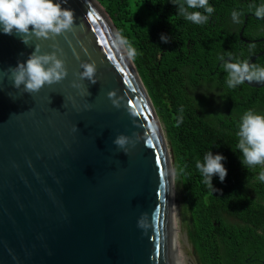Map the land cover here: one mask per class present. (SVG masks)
I'll list each match as a JSON object with an SVG mask.
<instances>
[{
  "label": "water",
  "instance_id": "1",
  "mask_svg": "<svg viewBox=\"0 0 264 264\" xmlns=\"http://www.w3.org/2000/svg\"><path fill=\"white\" fill-rule=\"evenodd\" d=\"M62 7L74 27L55 39L0 34V264H184L171 237V154L149 97L98 2ZM37 48L56 51L66 77L14 88L8 69ZM85 61L95 83L79 80Z\"/></svg>",
  "mask_w": 264,
  "mask_h": 264
},
{
  "label": "trees",
  "instance_id": "2",
  "mask_svg": "<svg viewBox=\"0 0 264 264\" xmlns=\"http://www.w3.org/2000/svg\"><path fill=\"white\" fill-rule=\"evenodd\" d=\"M96 1L137 50L131 62L170 150L181 222L197 262L261 264L264 164L241 167L236 132L244 112L264 114V86L229 88L218 57L247 62L264 51V18L254 14L264 0H208L214 11L199 25L184 19L183 0ZM242 28L249 43L239 38ZM251 64L264 67V54ZM209 150L227 158V176L223 183L213 176L214 189L195 167Z\"/></svg>",
  "mask_w": 264,
  "mask_h": 264
},
{
  "label": "clouds",
  "instance_id": "3",
  "mask_svg": "<svg viewBox=\"0 0 264 264\" xmlns=\"http://www.w3.org/2000/svg\"><path fill=\"white\" fill-rule=\"evenodd\" d=\"M66 2L67 0H0V34H23L25 39L22 42L27 43L29 35L37 38L55 39L60 34L70 32L74 27V12L71 8L62 7V4ZM189 9L192 11H188ZM179 10L183 13L185 20L197 25L207 22L210 14L214 11L208 0H183V3L179 5ZM254 14L257 17H262L261 19L264 18V3L255 7ZM160 39L167 42V37L163 34ZM113 42L117 49L122 50V54L126 55L128 60L135 58L137 50L125 37L116 33ZM218 59L222 61L221 68L227 74L226 84L229 88H235L245 82L264 83V67L247 62H229L224 60L223 56ZM79 67L82 69L78 73L80 81L96 82L95 61L81 62ZM8 71L11 73L12 86L17 89L23 86L25 92H36L46 84L50 85L61 81L67 75L65 62L57 56L56 51L41 54L38 48L26 60L18 62ZM71 86L83 88L78 82H73ZM86 91L87 89L84 88L82 94ZM112 95L113 93H108L109 99ZM112 103L118 107L115 101ZM236 135L239 138L236 149L243 157L242 159L238 158L241 167L251 168L264 164V114L250 110L244 112L238 122ZM113 144L124 150L127 138L124 135H119L113 139ZM226 159L222 154H214L209 150L204 154L202 162L196 161L195 167L203 177V183L209 188L214 189L213 176L223 183L228 172L223 164ZM258 180L264 183V171L259 173ZM139 223L140 226H143L142 221Z\"/></svg>",
  "mask_w": 264,
  "mask_h": 264
},
{
  "label": "rangeland",
  "instance_id": "4",
  "mask_svg": "<svg viewBox=\"0 0 264 264\" xmlns=\"http://www.w3.org/2000/svg\"><path fill=\"white\" fill-rule=\"evenodd\" d=\"M174 201H175V203H174ZM174 213H175V226H176V230H177L176 231L177 243L175 244V239L173 240L174 232L171 230L172 245L175 244V245H173L174 249L184 264H199L196 260V257H195V254H194L192 248H191V245L188 242L186 231H185L184 226L181 222L180 208H179V204L177 202V196H176V186L174 187V193H173L172 214H174Z\"/></svg>",
  "mask_w": 264,
  "mask_h": 264
},
{
  "label": "bare ground",
  "instance_id": "5",
  "mask_svg": "<svg viewBox=\"0 0 264 264\" xmlns=\"http://www.w3.org/2000/svg\"><path fill=\"white\" fill-rule=\"evenodd\" d=\"M171 224H172V231L174 232V234H173V240L175 239V244H176L177 243V240H176V231L177 230H176V226H175V213L172 216ZM175 244H173V245H175Z\"/></svg>",
  "mask_w": 264,
  "mask_h": 264
}]
</instances>
